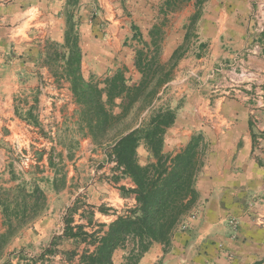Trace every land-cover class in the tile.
Segmentation results:
<instances>
[{
  "label": "crops",
  "instance_id": "obj_1",
  "mask_svg": "<svg viewBox=\"0 0 264 264\" xmlns=\"http://www.w3.org/2000/svg\"><path fill=\"white\" fill-rule=\"evenodd\" d=\"M261 1L0 0V191L39 190L47 205L31 223H43L47 209L51 216L62 209L65 220L76 203L72 185L94 174L88 162L95 157L108 166L97 171L99 181L89 184L84 209L92 210L90 220L100 218L103 234L121 209L133 210L132 179L103 152L94 154L92 139L77 132L78 106L61 66L65 35L73 16L82 75L103 79L120 69L138 74L135 58L141 48L131 39L143 47L147 35L150 43L152 32L162 29L160 21L171 20L180 36L165 55L171 58L191 40L197 55L181 57L163 88L167 107L176 112L164 152L176 156L201 140L199 200L170 246L153 244L139 264H264ZM239 67L249 75L241 78ZM139 154L144 165L149 157L144 146ZM79 218L83 221L76 216L73 225L84 224ZM3 222L0 207V234L5 233Z\"/></svg>",
  "mask_w": 264,
  "mask_h": 264
},
{
  "label": "trees",
  "instance_id": "obj_2",
  "mask_svg": "<svg viewBox=\"0 0 264 264\" xmlns=\"http://www.w3.org/2000/svg\"><path fill=\"white\" fill-rule=\"evenodd\" d=\"M202 1L199 0V4ZM194 19L196 17L191 26ZM158 32H152L151 42H143V48L136 53L135 68L139 80L128 78L129 70L121 69L102 82H95L94 78L86 80L82 75L83 53L78 23L74 22L73 16L69 18L64 46L67 54L62 55L65 63L61 66L78 106L79 132L90 137L95 145L107 147L108 157L116 162L117 170L134 182L137 206L110 224L103 234L102 225L92 233L86 232L83 225L73 227L74 218L68 214L63 235L53 239L41 259L61 253L58 249L61 242H72L76 248L63 252L68 264H114L115 253L120 249L128 250L131 245L123 264H139L153 244L169 247L178 227L195 208L199 200L196 180L204 152L200 149L201 140L193 141L176 156L166 154L165 135L176 120V112L170 109L157 111L146 125L124 127L126 119L135 111L150 110L159 91L172 78V68L170 71L159 62ZM183 47L176 49L171 62L178 58ZM143 145L149 154L146 165L139 162L138 152ZM40 200H43V193L39 190L31 194L24 189L14 193L0 191L3 227L6 229L0 234V248L37 216ZM77 210L76 203L70 213ZM81 244L87 249L79 254Z\"/></svg>",
  "mask_w": 264,
  "mask_h": 264
},
{
  "label": "rangeland",
  "instance_id": "obj_3",
  "mask_svg": "<svg viewBox=\"0 0 264 264\" xmlns=\"http://www.w3.org/2000/svg\"><path fill=\"white\" fill-rule=\"evenodd\" d=\"M195 21L196 20L194 19V23H195ZM159 24H161V26H162V29L159 30V32H158L160 34H159L158 39H157L159 42V45H160V49H161V52L159 55V58H160L159 62L161 64L166 65L167 69L168 70L170 69V71L172 68V72L174 74L175 70L179 64V61H181V57H183L185 54L186 55L188 54L189 57L190 56H192V57L196 56L197 55V51H196L197 47L195 46V44L192 43L193 40H191L188 46H184L182 48L183 50L180 52L178 58L175 61L171 62L170 58L167 57V55H165L167 52L166 50L168 48H170V47H168L170 43H172V45L173 44L175 45L176 43H178V41H175V39L177 38V36H180V32H177L175 30L176 27L171 22V20L165 21V19H164V21L163 20L160 21ZM194 25L196 26V23ZM195 26L189 27L188 37L190 39H193L195 37L194 36L195 35L194 32H196ZM97 39H99V38H97ZM136 40L131 39V41H132L131 44H133V42L135 41V46H137V50H138V48H143L142 44L139 42L140 40L139 39H136ZM146 41L147 42L150 41L149 35H147ZM170 49H174V46H171ZM173 65H175V66H173ZM113 75H111V76H113ZM137 75L139 76V74H134V73L131 74L129 72L127 77L128 78L132 77V79L134 81H137L140 79V76L138 77ZM104 79L105 78L100 79V78L95 77L94 81L95 82H102ZM162 91H163V88L159 91V94L157 95V99H155V101L153 102L150 110H147L144 113H137V111H135L132 115H130L128 117V119H126V121L124 122V127L125 126L135 127L136 125L139 126L141 124L146 125L149 122L151 116L153 114H156L157 111L169 109V107H167L168 101L166 100L165 96L162 94ZM78 128L79 127L77 126V128H76L77 132L79 133V135L81 137V133L79 132ZM94 146L96 147L94 154L98 155L97 151L103 152V154H105V156L107 157L108 162H113L116 165V162L113 159H109L108 154L106 152V149H107L106 146L100 147V146H97L95 144H94ZM141 147H140V149H141ZM145 149H146V147H145ZM143 158H145V157H143ZM141 160L142 159L140 157L139 162H141ZM148 161H149V157L147 158L146 161L143 160L144 165H146L148 163ZM101 163L102 162H100L99 159H96L95 157L93 158V160H90V162H88V167L93 168L94 174L89 173V175L87 177H84L83 181H81V179H78L76 184L72 185V187L74 188V191H72L71 195H73V196L77 195V197L74 198V202H76L78 204L80 212H78L79 210H77L76 212H71V213H70V211L66 212L67 215L70 214V216H72L73 218H75L76 216H81L83 221L80 218L78 219V221L81 220L84 223L83 226H85V231L88 233H92L91 231L97 230L101 225V223L99 224L100 218L99 219L94 218L92 220V222L90 221V218H92V214H93L92 210L88 211V210L84 209V205H86V203L90 200V197H91L90 191H89L90 190L89 184L95 183L96 180L98 179L99 175H98L97 171H101L102 169H104L105 166H106V168L108 166L106 164L103 165ZM105 163H106V161H105ZM79 166L82 168V166H84V165L82 163H79ZM115 168L117 170V165ZM97 181H99V180H97ZM43 205L44 206L47 205V198L40 200V205H39L40 206V212L43 208ZM197 205H198V203L196 204V206ZM130 209H132V208H130ZM69 210H72V208ZM61 211H62V209L60 210V212L56 213L57 216L55 213H52V216H51L49 213V210L47 209L46 210L47 214L45 216L46 220L44 219L45 221H43V223H39V224L29 223L15 237L10 239V241L7 242V244H5L2 248H0V254H1L0 264H36V263L43 264L42 262H45L47 264H68L69 262H68L67 256L63 252L68 251V250H74L76 248L72 242H61L59 245V248H58L61 253H57L56 255H53V256H47L44 259L40 258L41 255L46 251V249H48V247H49L50 243L53 241V239L55 237L59 236V233L62 231V229L65 226V220H64V217L62 215L63 212H61ZM129 211H131V210H127V208H123L120 210V213H121L120 215L122 216V214L124 212H125V214H126V212L129 213ZM120 215H119V217H120ZM109 224L110 223H108V225ZM78 225H73V227L78 226ZM80 225H82V224H80ZM183 227H184V224L179 226L177 229V232L182 231ZM5 232H6V229H5ZM93 248L94 247H92V249ZM86 249H87L86 245L81 244L78 247V253L82 254L84 252V250H86ZM127 249L128 250L120 249L115 253L114 264H123L124 263V259L127 257L128 252L131 249V245H129L127 247ZM78 258L79 257L77 256L75 259V262H77Z\"/></svg>",
  "mask_w": 264,
  "mask_h": 264
},
{
  "label": "built area",
  "instance_id": "obj_4",
  "mask_svg": "<svg viewBox=\"0 0 264 264\" xmlns=\"http://www.w3.org/2000/svg\"><path fill=\"white\" fill-rule=\"evenodd\" d=\"M258 7H259L258 13L261 14V20H259V26H260L259 28L264 29V1L259 2ZM238 69H239V71L238 70H236V71L241 78H244V77L249 75V73L246 74V71L244 68L239 67Z\"/></svg>",
  "mask_w": 264,
  "mask_h": 264
}]
</instances>
